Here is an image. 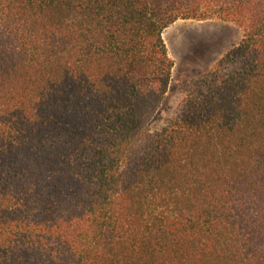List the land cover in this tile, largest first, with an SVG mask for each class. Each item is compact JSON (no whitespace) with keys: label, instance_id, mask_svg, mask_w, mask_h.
Masks as SVG:
<instances>
[{"label":"trees","instance_id":"trees-1","mask_svg":"<svg viewBox=\"0 0 264 264\" xmlns=\"http://www.w3.org/2000/svg\"><path fill=\"white\" fill-rule=\"evenodd\" d=\"M210 19L241 42L152 131ZM0 264H264V0H0Z\"/></svg>","mask_w":264,"mask_h":264},{"label":"rangeland","instance_id":"rangeland-1","mask_svg":"<svg viewBox=\"0 0 264 264\" xmlns=\"http://www.w3.org/2000/svg\"><path fill=\"white\" fill-rule=\"evenodd\" d=\"M163 36L175 66L166 99L150 123L152 131L160 129L175 116L188 82L212 70L237 47L243 31L235 23L219 19L178 20L165 30Z\"/></svg>","mask_w":264,"mask_h":264}]
</instances>
